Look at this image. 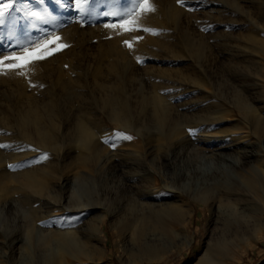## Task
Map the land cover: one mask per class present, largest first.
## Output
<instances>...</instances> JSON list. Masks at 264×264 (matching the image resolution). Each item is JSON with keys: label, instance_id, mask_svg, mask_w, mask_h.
Returning a JSON list of instances; mask_svg holds the SVG:
<instances>
[{"label": "bare ground", "instance_id": "bare-ground-1", "mask_svg": "<svg viewBox=\"0 0 264 264\" xmlns=\"http://www.w3.org/2000/svg\"><path fill=\"white\" fill-rule=\"evenodd\" d=\"M186 2L189 7H197L198 17L194 20L180 18L175 8L165 14V21L173 24L183 42L180 44L178 40L180 45L162 51L164 56L157 55L161 58L152 55L153 58H148L152 75L161 78L159 83L151 81L153 84L147 85L145 77L132 71L126 75L127 86L107 75L97 77L99 66L86 46L81 63L71 66L69 60L64 73L58 67L51 69L49 77L52 76L54 83L53 88L46 90V101L37 100V96L29 97L27 85L21 81L23 101L11 103L7 98L4 106L0 104V122L7 128L13 124L11 129L20 143L30 145L27 151L52 156L44 167L14 174L6 166L13 154L0 148V218L10 213L18 224L14 231L2 233L0 229L4 260L12 258V250L17 246L22 252L24 248L31 250L32 264H49L53 255L36 250L34 242L54 241L66 248L68 242L60 226L70 215L100 211L96 197L102 190L100 183L108 176V168L111 183L117 185L114 188L122 186L129 193L139 190L140 182L147 176L137 194L142 201L136 199V205L126 203L125 221L119 235L125 251L141 246L149 219L158 222L157 218L167 217L177 230L187 233L193 206L188 201H180L179 195L176 201L180 202L174 205L159 201L158 194L166 191L172 193L170 198H176L174 195L179 191L174 182L188 171L203 177L219 176L196 181L191 195L195 202L201 203L209 213L215 209L236 234L264 232V204L256 199L254 189L260 182L264 184V0L257 16L249 10L250 0ZM157 24L163 25L154 19L152 26ZM244 24L248 27L245 43L228 45L227 42L236 40L232 30ZM170 58L184 65L182 70L161 69ZM69 71H73L76 78L87 77V97L92 107L81 103L73 108L70 97L62 89L65 87L62 77L71 74ZM73 83L68 80V84ZM123 94L131 98L125 100ZM103 116L116 128L134 130L143 143L150 138L157 143L165 141V151L152 154L143 146L134 145V150L125 153L133 155L136 163L125 158V161L117 158L118 161L116 156L119 155L112 151L109 157L98 136L100 133L109 136ZM223 124H228L227 129L219 131L218 127ZM24 145L25 151L27 146ZM163 147L156 144V148ZM75 151L80 153L74 155ZM223 171L228 177L220 179ZM67 174H71L70 177ZM155 174L163 182L161 187L156 184ZM66 187L80 189L84 202L81 204L75 195L74 200L65 196ZM76 193L79 196L78 191ZM11 194H17L18 200L10 197ZM33 204L36 208L31 207ZM22 205L31 208L24 211ZM83 221L73 227L80 238L86 236L81 234ZM126 237L129 241L135 239V243ZM222 240L208 249L197 263L221 264L229 259Z\"/></svg>", "mask_w": 264, "mask_h": 264}, {"label": "rangeland", "instance_id": "rangeland-1", "mask_svg": "<svg viewBox=\"0 0 264 264\" xmlns=\"http://www.w3.org/2000/svg\"><path fill=\"white\" fill-rule=\"evenodd\" d=\"M186 1L187 0H184L185 6L181 7L178 5L177 0H152L156 11L142 19L140 24L153 29L156 33L153 35L146 32L124 33L119 26L116 28H106L104 26L109 22V18H105L102 13L125 10L130 6V0H91L90 5H88L89 11L86 12L82 18L75 10V6L71 3V0H44L43 4L37 3L36 0H14L15 7L11 10V16L3 26H0V54L4 53L10 45H14L17 42L23 43L28 40H40L41 43H43L42 37L47 33L52 34L50 39H55L56 36L61 37L62 39L60 42L67 44L68 47L51 58L38 63L33 69H28L24 75L16 73L0 75V104L4 106L7 102V98L9 100L11 99V103H20L23 101L20 96V92H22V87L20 86L21 81L27 85L26 93L29 97L37 96V100L46 101V99H44L46 90L53 88L54 83L52 76L49 77L51 69H56V67H58L64 70V73L68 69L69 60L71 66L81 63L82 56L87 47L88 52L94 56V60L99 66L97 77L107 75L110 79H116L117 83L122 81L124 83L123 86H127L128 81L126 75L129 71H132L135 74H140L141 78L145 77L144 79L147 85L149 83L151 84V81L155 84L156 82L159 83L161 78H157L156 76V79L154 77L155 75H152L150 71L152 68L150 66L148 67V65L152 64H150L148 58H161L164 56L162 51L172 49L173 45H180L183 42L179 34L176 33L173 24L169 21H165V14L171 12V10L175 8L178 10V16L180 18H190V20H194V17H198V15L195 14L198 12L197 7H189ZM250 2L252 3H248L251 5V9L249 10L257 16L258 13H261L262 6L260 3L262 0H250ZM221 3L225 8H229L223 1H221ZM17 9H19V11H17ZM5 10L8 11V9ZM195 10L197 11L195 12ZM29 12L36 13L48 22L43 23L33 16L26 15V13ZM154 19H158L160 23L162 22L163 25H168L169 28L161 24L152 26ZM184 29L185 28H182V30ZM232 31L236 40L227 42L228 45L245 43L244 41L248 32V27L245 26V24L240 25ZM136 36H142L143 38L137 41L135 40ZM125 40L131 42V50L124 43ZM178 40L180 44H177ZM50 47L54 48L55 45L50 44ZM157 55H161V57ZM138 60L140 61L139 63ZM117 61H119V63H117ZM169 64L170 67L168 66ZM160 67L166 70H174L176 68L182 70L184 65L170 58L167 65L162 64ZM146 68H148V70ZM69 72H71V74H67V77L71 79H68L66 76L62 77L65 84V87L62 89L70 97L73 108L75 109L76 104L80 105L81 103H85L88 107H92L93 104L87 97L88 89H86V85L89 82L87 77L79 76L76 78L73 71ZM68 80L74 81V83L68 84ZM5 94L7 96H5ZM123 96L125 100L131 98L124 94ZM5 115L8 116V113L6 112ZM11 119H14V117L11 116ZM103 119L106 128L109 130L107 131L109 136L107 133H103L106 137L101 133L98 134V136L101 140V146H104L109 157L112 152H115L113 154L119 155V157L116 156V159L118 158L122 161L125 158V160L130 163H136L137 160L133 159V155H127L125 153L134 150V145L143 146L146 152L148 151L152 154L163 153V151H165V147L167 146L165 141L157 143L150 138L145 144L134 130L116 128L108 121L106 116H103ZM222 126L220 125V127H218L219 131L225 128L227 129L228 124H223ZM11 127H13V124L9 125L7 128L0 122V138L2 139L0 145L4 146L1 148V151L3 150V152L7 154H13V157L6 164V166L11 169L12 173L19 174V172L28 169L44 167L47 162H50L52 156L47 155L48 153L46 152H44V154L41 151H27L30 145L28 147L26 143H24L26 145H24L23 142L20 143V139L15 136L14 130L11 129ZM100 135L104 136L105 139L104 137L101 138ZM70 137L71 136L68 138ZM125 137H131V139H126ZM106 138H109L110 141L108 142ZM22 144L27 146V149H25L26 152ZM156 144H161L164 147L156 148ZM16 148L18 153H16ZM24 152L27 154L24 155ZM79 153V151H75L74 155ZM206 153L207 152H205V154ZM224 172L225 171L221 173L222 177L220 176V179L228 177V173ZM236 172L238 173L237 170ZM106 173L108 176L100 183L102 190H99L96 197V201L101 208L100 211L94 213L85 211L83 213L70 215L65 218V222L60 226L59 230L64 234L68 242L66 248H63L54 241L45 244L39 240L34 242V248L36 250L43 251L50 256L53 255L51 256L53 260L49 262V264H198V260L204 256L205 252L211 247L213 248L214 245L222 239V241L226 243L224 244V248L229 259H226L221 264H264L263 231H258L254 235L236 234L232 228L226 226L221 217L219 218L218 214L215 213V209H212L209 213L207 208L191 198L192 190L197 180L202 182L203 180H208V178L209 180L219 178V176L215 177L217 175H213V177H203L198 173L193 174V172L189 171L185 172L186 176H181L179 180L174 182L176 190L178 189L179 191V193L176 192L175 195L173 194L176 198H170L172 193L170 194V192L168 193L166 191L158 194L159 201L171 202L174 205L184 200L186 202L188 201L193 206L194 212L189 222L187 233L177 230L178 228L176 225L170 222L167 217L162 216L157 218L156 220L158 222H152V220L149 219L143 238L144 241H142L141 244V246L144 247L135 245L132 246L131 249H128V251H125L124 246H122L123 241L120 239L119 235L121 226L125 221L124 213L127 208L126 206L129 203L136 205L137 201H142L138 198L137 194L139 190L142 189L144 179L147 176L140 182L139 190H131V193H129L130 191L128 192L122 186L114 188L117 185L110 181L109 168L106 169ZM70 175L67 174L69 177ZM155 176L157 178L156 174ZM162 183L163 182L157 178L156 184H159L161 187ZM8 185H11V183L9 184L8 182ZM254 189L257 190L256 199L264 204V184L260 182ZM79 190L80 189L77 188L71 189L66 187L63 191L65 196H71L73 200L78 197V200H81L79 202L82 204L85 198L83 199L84 195ZM77 191L79 196L82 194V196H80L81 198L77 195ZM161 191H164V189ZM178 195L180 201H176L178 200ZM13 196L18 200L17 194H11L10 197ZM136 199L137 201H135ZM36 206L35 204L31 205L32 208H36ZM22 207H24V211L31 208L30 206L23 205ZM4 214L0 218V229H2V233H5V230H17L18 224L15 222L14 215H9L10 213ZM78 215L80 216L77 218ZM80 221H83L82 227L84 234L83 232L81 234L86 235L84 238H80V233L75 232L73 228L75 223ZM126 240L129 241L127 237ZM134 240L135 239H130L129 242H133ZM133 243H135V241ZM22 250L24 251L22 252L15 246L12 250V258L5 259L6 261L3 259V252L5 251L0 250V264H32L33 256L31 250L25 248ZM66 251L68 255H64ZM6 253H8V251H6Z\"/></svg>", "mask_w": 264, "mask_h": 264}, {"label": "snow or ice", "instance_id": "snow-or-ice-1", "mask_svg": "<svg viewBox=\"0 0 264 264\" xmlns=\"http://www.w3.org/2000/svg\"><path fill=\"white\" fill-rule=\"evenodd\" d=\"M36 2L43 4L44 0H36ZM71 3L82 18L89 11L88 5H90L91 0H71ZM177 3L181 7L185 6L184 0H177ZM14 7V0H0V26H3L8 21L11 16V10ZM5 9H8V11ZM155 11L156 9L152 0H130V6L125 10L102 13L105 18H109V22L104 26L106 28H116L119 26L124 33L146 32L155 35L156 33L153 29L140 24L142 19ZM26 15L33 16L43 23L48 22L36 13L29 12ZM51 36V33L45 34L42 37L43 43L40 40H28L23 43L17 42L14 45H10L4 53L0 54V75L8 73L24 75L23 69H33L38 63L51 58L68 47L67 44L60 42L61 37L56 36L55 39H50ZM142 38V36H136L135 40L139 41ZM124 43L131 50V42L125 40ZM50 44L55 45V47H50ZM125 138L131 139V137ZM2 147L4 146L0 145V148Z\"/></svg>", "mask_w": 264, "mask_h": 264}]
</instances>
